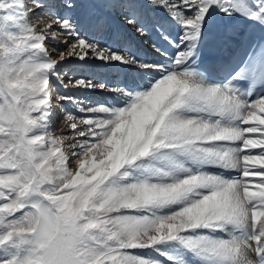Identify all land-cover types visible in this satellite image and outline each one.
I'll list each match as a JSON object with an SVG mask.
<instances>
[{
	"label": "snow or ice",
	"instance_id": "snow-or-ice-1",
	"mask_svg": "<svg viewBox=\"0 0 264 264\" xmlns=\"http://www.w3.org/2000/svg\"><path fill=\"white\" fill-rule=\"evenodd\" d=\"M0 264H264V0H0Z\"/></svg>",
	"mask_w": 264,
	"mask_h": 264
},
{
	"label": "rangeland",
	"instance_id": "rangeland-1",
	"mask_svg": "<svg viewBox=\"0 0 264 264\" xmlns=\"http://www.w3.org/2000/svg\"><path fill=\"white\" fill-rule=\"evenodd\" d=\"M69 66V65H68ZM76 68L77 69H81V70H83V72H84V74L85 75H90V73H89V71H88V69L90 68V65H77L76 66ZM114 74V73H113ZM111 75L112 74H110V76H109V78H111ZM73 90V92H70V94L71 95H74V96H76V97H78V98H80V99H84L85 97H87L88 95V97L87 98H89V99H93V100H103V98L105 97V99H110L106 94H101V93H99V92H90V91H87V90H76V89H72ZM61 92H62V90H61ZM90 93V94H89ZM91 94H92V96H91ZM95 96V97H94ZM99 97H101L100 99H98ZM64 103H62L59 107H58V109H59V112H60V107H65L64 105H63ZM70 106V107H69ZM66 108H68V109H71L72 108V105L71 104H68V106L66 107ZM62 116V115H61ZM62 118V117H61ZM61 118H60V120H61ZM57 119H58V117L54 120V122L56 121L57 122ZM55 127V126H54ZM54 130H58V129H54Z\"/></svg>",
	"mask_w": 264,
	"mask_h": 264
},
{
	"label": "bare ground",
	"instance_id": "bare-ground-1",
	"mask_svg": "<svg viewBox=\"0 0 264 264\" xmlns=\"http://www.w3.org/2000/svg\"><path fill=\"white\" fill-rule=\"evenodd\" d=\"M76 66L77 65H67V66H65V65H62L61 67H62V69L63 70H67L68 69V67H72V68H76ZM62 90V92L64 91V89H61ZM69 91V94H70V92H73V90L72 89H69L68 90ZM90 94V93H89ZM89 96V95H88ZM87 96V97H88ZM91 96H92V94H91ZM95 97V96H94ZM101 97H99L98 99H100ZM103 99H105V97L103 98ZM65 107H67L68 106V104L67 103H64L63 104ZM70 107V106H69ZM62 113L61 112H59V109L57 108V117H58V119H57V122L55 121V122H53L54 123V129H58V130H60V129H62ZM60 118H61V120H60Z\"/></svg>",
	"mask_w": 264,
	"mask_h": 264
}]
</instances>
